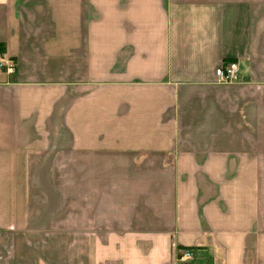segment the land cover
Instances as JSON below:
<instances>
[{
  "label": "crops",
  "instance_id": "obj_1",
  "mask_svg": "<svg viewBox=\"0 0 264 264\" xmlns=\"http://www.w3.org/2000/svg\"><path fill=\"white\" fill-rule=\"evenodd\" d=\"M0 57V264H264V0H0Z\"/></svg>",
  "mask_w": 264,
  "mask_h": 264
},
{
  "label": "rangeland",
  "instance_id": "obj_2",
  "mask_svg": "<svg viewBox=\"0 0 264 264\" xmlns=\"http://www.w3.org/2000/svg\"><path fill=\"white\" fill-rule=\"evenodd\" d=\"M53 230L54 229L50 231ZM60 239L61 237L57 235H41L36 233L25 235L19 233L12 240V242L16 243L18 246L17 264H40L42 261L46 264L47 262L49 264H58L59 251L57 247L60 243Z\"/></svg>",
  "mask_w": 264,
  "mask_h": 264
},
{
  "label": "built area",
  "instance_id": "obj_3",
  "mask_svg": "<svg viewBox=\"0 0 264 264\" xmlns=\"http://www.w3.org/2000/svg\"><path fill=\"white\" fill-rule=\"evenodd\" d=\"M3 59L0 57V65L3 63ZM12 69L9 65L8 70ZM238 66L235 61H229L226 64L220 65L214 69V75L218 83H230L237 78ZM178 256L180 259L187 260L192 258V253L188 249L179 251Z\"/></svg>",
  "mask_w": 264,
  "mask_h": 264
}]
</instances>
